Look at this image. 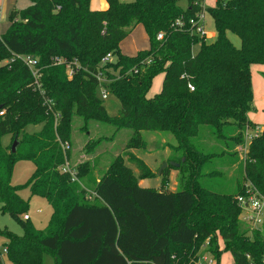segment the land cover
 Returning a JSON list of instances; mask_svg holds the SVG:
<instances>
[{"label":"trees","instance_id":"1","mask_svg":"<svg viewBox=\"0 0 264 264\" xmlns=\"http://www.w3.org/2000/svg\"><path fill=\"white\" fill-rule=\"evenodd\" d=\"M105 1L106 10H91L90 0H31L27 8L10 13V27L0 35V63L8 59L0 65V212L16 219L23 230L22 236L0 230L7 240L0 264H42L45 254L55 264H195L205 244L218 261V238L234 264H249L246 254L259 264L264 228L239 229L235 197L246 185L264 196V122L240 162L242 181L236 179L235 192L220 191L208 180L222 175L209 170L213 162L234 164V148L244 146L246 131L258 127L247 114L253 110L251 66L264 65V0H216L208 8H202L200 0ZM182 1L186 7L180 6ZM198 12H207L213 20L212 43L174 26L178 18L186 21ZM138 25L150 47L125 56L119 44ZM160 32L163 38L157 40ZM227 33L239 38V48ZM107 53L115 62L100 66ZM24 55L37 59L42 87L54 103L51 109L17 57ZM54 57L75 60L80 70L68 79L65 66L52 65ZM100 72L105 80L101 84L96 78ZM159 74L161 89L148 97ZM99 87L118 100L117 115L107 114ZM76 116L85 132L93 121L115 131L131 130L128 148L146 145L141 131L169 133L181 156L166 162L158 189L138 185L153 173L128 153L129 167L117 156L88 191L78 184L87 173L91 176L90 162L72 167L80 183L60 170L68 163ZM35 125H42L41 130L24 133ZM201 129L208 138L213 136L211 146L223 148H200ZM8 135L18 142L15 153L1 143ZM100 141L91 140L85 149L92 152ZM66 142L69 148L63 149ZM19 161L35 165L26 186L32 197L46 199L52 208L44 230L23 219L28 204L18 194L22 187L11 184ZM170 169L186 173L175 191L168 190ZM89 193L94 194L90 200Z\"/></svg>","mask_w":264,"mask_h":264},{"label":"rangeland","instance_id":"2","mask_svg":"<svg viewBox=\"0 0 264 264\" xmlns=\"http://www.w3.org/2000/svg\"><path fill=\"white\" fill-rule=\"evenodd\" d=\"M94 4H91V7H98L99 2L102 0H92ZM123 3L133 2L135 0H119ZM216 0H204V5L206 8L214 7ZM31 5V0H18L17 8L25 9ZM187 3L182 1L180 2V6L186 7ZM9 20V18H8ZM140 27V26H139ZM137 27L134 33L129 37L128 40L124 43V48L126 51L130 52L134 48L139 49H149L150 44L147 41H143L141 31ZM204 32H205V41L207 43H212L216 38V31L214 28L213 20L211 16L206 12L204 17ZM227 38L233 44L234 47H240V40L237 36L227 33ZM146 42V44H145ZM198 47L194 48V51L197 50ZM8 59H4L1 61L0 65L5 64ZM263 65H252L250 69V78H251V86L253 92V101L252 106L253 110L249 113L252 120L262 123L264 120V72ZM163 75L159 74L154 77L151 88L147 94L148 97H152L155 94L159 93L161 89ZM100 95V91H99ZM103 105L107 109V114L109 116L117 115L120 104L118 100L108 94L107 99L103 100ZM79 117H75V120L72 125L71 132V142L70 146L72 149L70 150V155L67 159V162L70 167L75 166L76 164L88 161L92 166L91 176H84L83 181H79L78 184L80 187L87 189L88 191L92 188V183L99 179L102 174L107 170L110 163L117 157L122 156L123 162L128 167L130 164L127 160V154H132L135 157L141 159L144 164L151 170L153 173V177L142 180H138V185H141L143 188H154L158 189L161 186V178L158 175L159 169L169 160L178 159L181 156L180 150H174L177 145L174 137L165 132H150V131H141L140 136L143 141H145L146 145L135 149L128 148L127 144L129 143L130 138L133 136V132L127 129H121L115 131V129L108 125H103L98 122H90L88 125V131L85 132L81 130L82 122ZM42 125L35 126H27L24 130L25 134H34L40 131ZM200 130L199 136L200 139L197 140V144L204 151H208L211 149L221 150L223 146H211L213 142H215L212 138H208L207 135H203ZM9 137V139H8ZM215 137V136H214ZM15 138L10 136H4L1 139V143L7 149L11 148ZM91 140H101L97 146H95V150L89 152V149H85V145ZM201 141V142H200ZM223 143V140H220ZM202 143V144H201ZM250 141H245L244 146H236L234 148V156L232 158L237 159L234 164L230 166L222 165L220 160H217L216 163L213 162V166L210 169H214L215 171H221L220 176L211 178L210 183L214 184L216 189H220V191H224L227 193H234L235 189L233 188L236 179L242 181V173L240 170V162L245 159V155L248 151V145ZM204 145V146H202ZM95 151V152H94ZM83 156L90 157L87 160ZM98 156V157H96ZM97 158V159H96ZM92 159V160H91ZM169 164H176L174 162H169ZM132 172L135 176H137V171L134 168H131ZM35 171V165L30 161H19L14 165L13 174L11 179V184L13 186H21L22 189L18 192L19 196L28 204V209L26 215L29 218L28 223L37 230H44L47 228L51 214L52 208L47 202L46 199L40 197H32L30 195V190L26 186L29 179L32 177ZM208 172V169L205 170ZM186 173H180L176 169H170L168 174V190L175 191L179 189L178 180L185 175ZM90 175V173H89ZM187 179V178H185ZM23 216H21L22 218ZM239 229L241 231L251 230L248 226H245L242 223H239ZM0 230H5L17 236L23 235V230L20 226V223L12 218L8 213L0 212ZM249 235V234H248ZM6 238L0 235V256L5 259V251L3 244L6 242ZM218 249H219V258L218 261L212 255L208 253V248L206 244L200 249L197 253V257L194 263L198 264L199 259L207 256L208 260H211L212 264H234L233 257L230 252L225 250L224 242L218 238ZM42 264H55L54 258L50 255H43ZM207 264V263H205Z\"/></svg>","mask_w":264,"mask_h":264},{"label":"built area","instance_id":"3","mask_svg":"<svg viewBox=\"0 0 264 264\" xmlns=\"http://www.w3.org/2000/svg\"><path fill=\"white\" fill-rule=\"evenodd\" d=\"M201 1V7L204 8V0ZM204 12H198L195 17L190 18L188 20H182L181 18H178L174 26L181 30V31H189L192 34L199 36L200 38H205V32H204ZM163 34L160 32L157 34V40H162ZM20 58L22 64L27 67V69L31 72L32 77L34 79V90L37 91L43 98L44 104L47 105L50 109L54 105L53 101L50 98L46 97L45 90L42 87L41 83V72L38 68V62L37 59L33 58L30 55H24V56H17ZM11 59L10 61H12ZM53 66H65V71L68 79H71L73 75L80 70V66L77 64V62L74 61H67L66 58L63 57H54L51 60ZM111 62H115V57L112 53H107L103 58L100 60V66H104L106 64H109ZM96 78L101 84L104 82V78L101 75V72L96 75ZM100 91V98L102 100L107 99L108 92L105 88L99 87ZM188 88L190 90H193L191 85H188ZM3 114V111L0 112V115ZM58 116V115H57ZM262 128L256 127L253 130H247L245 133V141H250L253 138L257 137ZM63 149H68L69 144L63 143L62 144ZM61 172L66 173L70 176L71 182H79L77 178V172L75 168H72L68 165V163H65L64 166L61 167ZM94 196L93 193H89L87 195V198L90 200ZM236 204L238 208L240 209V215L239 220L240 223L244 224L245 226H248L251 230H257L262 231L264 228V196H262L252 185H246L243 194H239L235 197ZM24 220L28 219V216L25 215L23 217ZM4 251L6 252V249L4 248ZM246 260L249 264H256L251 256L249 254L245 255ZM214 260V259H213ZM215 262V260H214ZM213 262V263H214ZM210 264L211 260H208L207 256H205L202 259H199L198 264ZM212 263V264H213ZM264 264V254L260 257V263Z\"/></svg>","mask_w":264,"mask_h":264},{"label":"crops","instance_id":"4","mask_svg":"<svg viewBox=\"0 0 264 264\" xmlns=\"http://www.w3.org/2000/svg\"><path fill=\"white\" fill-rule=\"evenodd\" d=\"M91 4H94V2L92 0H90V6H89L91 10H106L107 9V3H106L105 0H102L101 2H99L98 7H96V6L95 7H91ZM17 5H18V0H0V35H3L8 30V28L10 27V22L8 20L10 13L13 10H17V11L22 10V9L17 8ZM137 27H139V29L141 31V35H142L143 41H147L148 42V37H147V35L145 33L144 28L141 25H138ZM137 27L132 31V33L129 36H127L119 44V49H120L121 54H123L125 56H128V57H132V56H135L139 51L146 50L147 47L145 49L134 48V49H132V51L128 52L124 48L125 41L129 39V37L134 33V31L137 29ZM145 44H146V42H145ZM263 67H264V65H263ZM262 70L264 72V69H262ZM249 113L247 114L248 119L251 122L257 124L258 127L262 128L261 126H262L264 120L262 121V123L254 121V120L251 119ZM8 139H9V137H8ZM71 149H72V146H70V150ZM94 150H95V148H94ZM83 157L85 158L84 160H87V159L90 158L88 156H83ZM96 157H98V156H96ZM96 181H98V179ZM140 182H143V181L141 180ZM139 186H141V185H139Z\"/></svg>","mask_w":264,"mask_h":264},{"label":"water","instance_id":"5","mask_svg":"<svg viewBox=\"0 0 264 264\" xmlns=\"http://www.w3.org/2000/svg\"><path fill=\"white\" fill-rule=\"evenodd\" d=\"M17 145H18L17 140H14V142H13V144H12V146H11V149H10L11 153H15V150H16ZM167 165H168V164L165 163V164L162 166V168L159 169V171H158V175L161 174L162 170L165 169V168L167 167ZM170 165H171V166L178 167V165H176V164H170Z\"/></svg>","mask_w":264,"mask_h":264}]
</instances>
